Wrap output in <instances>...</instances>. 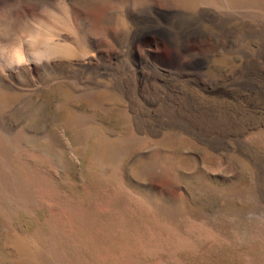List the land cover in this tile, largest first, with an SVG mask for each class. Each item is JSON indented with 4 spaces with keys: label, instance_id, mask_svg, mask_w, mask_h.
Listing matches in <instances>:
<instances>
[{
    "label": "rangeland",
    "instance_id": "obj_1",
    "mask_svg": "<svg viewBox=\"0 0 264 264\" xmlns=\"http://www.w3.org/2000/svg\"><path fill=\"white\" fill-rule=\"evenodd\" d=\"M60 2L0 0V264H264V0Z\"/></svg>",
    "mask_w": 264,
    "mask_h": 264
},
{
    "label": "bare ground",
    "instance_id": "obj_2",
    "mask_svg": "<svg viewBox=\"0 0 264 264\" xmlns=\"http://www.w3.org/2000/svg\"><path fill=\"white\" fill-rule=\"evenodd\" d=\"M98 4H100L101 6H103V7H105V6H107V5H114L115 4V1H118L117 3H116V5L117 4H120V3H123L125 0H95ZM185 1H187V2H191V3H193L194 1H196V0H185ZM220 0H197V2L198 3H200V4H207V3H214V4H218L217 2H219ZM235 1V0H234ZM234 1L233 0H226V3H225V5H227L228 4V6L230 5V6H232L233 7V5H235L234 4ZM52 2V1H51ZM223 2V1H222ZM61 3V2H60ZM236 3V2H235ZM14 4V3H13ZM49 4V1L47 2V4H45V5H48ZM208 5V4H207ZM219 5V4H218ZM72 6V5H71ZM70 7V6H69ZM45 8V7H44ZM50 8V7H49ZM48 8V9H49ZM51 8H53V6H51ZM107 7H105L104 9L101 7L100 9H101V11H104L105 9H106ZM243 8V7H242ZM247 9V8H246ZM45 10V9H44ZM63 10H65V9H63ZM69 11V10H68ZM60 12V11H59ZM79 12H82V11H79ZM62 13V12H61ZM69 12H67V14H68ZM47 14H48V16L50 17V16H54V13L53 12H51V11H47ZM63 15H65V14H63ZM66 16H68L69 17V15H66ZM41 17V16H40ZM55 17V16H54ZM53 17V18H54ZM67 17V18H68ZM76 17V16H75ZM62 18V17H61ZM70 18V17H69ZM72 18V17H71ZM21 19V18H20ZM37 19V18H36ZM35 19V20H36ZM39 19H41V18H39ZM39 19H37V21L39 22L40 20ZM43 20V19H42ZM76 21V20H75ZM35 22V21H34ZM37 22V23H38ZM42 21H40V23H41ZM19 23H20V25H21V27L23 28H28V30L29 29H31L28 25L27 26H25V24L24 23H22V22H20L19 21ZM63 23H65V25L67 26V27H69V26H71L70 24H67V22H63L61 19H59V16H58V18H54V20L52 21V22H45V23H42V25L43 26H45V27H47V26H49V27H51V26H56V25H59V24H63ZM77 23V22H76ZM98 23L99 24H102V21H98ZM19 24H18V27L20 26ZM180 25V24H179ZM102 26H106V24H102ZM23 28V29H24ZM76 28V27H75ZM18 29H20V28H18ZM191 29V28H190ZM20 30H22V29H20ZM156 30V32L158 33V34H160V35H162L161 33L163 32L164 33V37L166 38V41H168L169 43H172L173 41H171L170 40V38H169V34H168V32H166L165 30L163 31L161 28L160 29H155ZM183 30V29H182ZM26 31V30H25ZM226 31V30H225ZM227 32V31H226ZM179 33H181V32H179ZM154 36V35H153ZM158 36V35H157ZM191 37H196L197 39L198 38H200V37H202V32H201V30L199 29V28H194L193 30H189L188 32H182L181 34H180V38H181V41H182V43L185 41V40H187V39H190ZM204 37V36H203ZM163 38V37H162ZM164 38V39H165ZM175 37H173V39H174ZM38 39V38H37ZM45 40V39H44ZM36 41V40H35ZM39 41V40H38ZM41 41H43V39H41ZM41 41H39V42H41ZM38 42V43H39ZM46 42V41H45ZM8 43V42H7ZM181 43V44H182ZM226 43V42H225ZM43 44H44V41H43ZM10 45V44H9ZM185 45V44H184ZM48 46V45H47ZM38 49V48H37ZM48 49V48H47ZM46 50V49H45ZM48 50H50V49H48ZM32 51V50H31ZM38 51V50H37ZM42 51V50H41ZM48 52V51H47ZM38 54H40V53H38ZM207 54V53H206ZM48 55V54H47ZM200 57V56H199ZM37 58V57H36ZM42 58H44V56H42ZM196 59V58H195ZM199 59V58H198ZM191 63V62H190ZM198 63V62H197ZM46 68H47V66H45Z\"/></svg>",
    "mask_w": 264,
    "mask_h": 264
},
{
    "label": "clouds",
    "instance_id": "obj_3",
    "mask_svg": "<svg viewBox=\"0 0 264 264\" xmlns=\"http://www.w3.org/2000/svg\"><path fill=\"white\" fill-rule=\"evenodd\" d=\"M61 2L63 3L64 0H61ZM28 40L30 42H32V38L31 37H28ZM16 59H17V63L22 65L26 58L24 57V55L22 53H19V54H17Z\"/></svg>",
    "mask_w": 264,
    "mask_h": 264
}]
</instances>
